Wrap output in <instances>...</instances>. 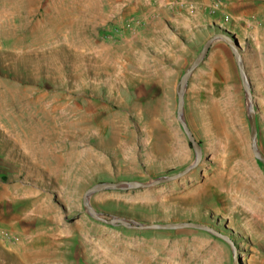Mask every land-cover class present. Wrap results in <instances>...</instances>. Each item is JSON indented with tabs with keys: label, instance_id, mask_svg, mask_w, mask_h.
<instances>
[{
	"label": "rangeland",
	"instance_id": "rangeland-1",
	"mask_svg": "<svg viewBox=\"0 0 264 264\" xmlns=\"http://www.w3.org/2000/svg\"><path fill=\"white\" fill-rule=\"evenodd\" d=\"M253 110L264 154V0H0V264H264V214L182 198L264 176Z\"/></svg>",
	"mask_w": 264,
	"mask_h": 264
},
{
	"label": "bare ground",
	"instance_id": "bare-ground-1",
	"mask_svg": "<svg viewBox=\"0 0 264 264\" xmlns=\"http://www.w3.org/2000/svg\"><path fill=\"white\" fill-rule=\"evenodd\" d=\"M220 7L221 5H218L217 9ZM230 126L234 128L238 140H242L241 124L236 120ZM245 158L244 162L239 163L238 170L235 168L212 170L204 183H199L198 177L195 176L190 184H183L182 198L195 201L197 204L205 201L213 204L217 195L224 199L223 203L227 209H230L232 203L241 202L249 211L264 214V176L250 165L251 157L245 155ZM195 171L193 175L196 174Z\"/></svg>",
	"mask_w": 264,
	"mask_h": 264
},
{
	"label": "water",
	"instance_id": "water-1",
	"mask_svg": "<svg viewBox=\"0 0 264 264\" xmlns=\"http://www.w3.org/2000/svg\"><path fill=\"white\" fill-rule=\"evenodd\" d=\"M251 126H252V150L254 152V155L256 156V158H258L259 160H261L264 164V154H262L261 152L258 151L257 149V139H258V127H257V116H256V111L253 110V112L251 113ZM188 130V129H187ZM190 137L193 140L192 134L190 133ZM96 217L104 220V221H108L105 220L101 217H99L96 213H94ZM117 221H120L122 223H124L125 225H127V222H125L122 219H114V220H110L108 222L110 223H116ZM172 224H158V225H145V228H167V227H172Z\"/></svg>",
	"mask_w": 264,
	"mask_h": 264
}]
</instances>
